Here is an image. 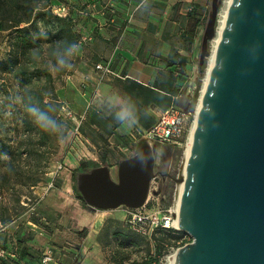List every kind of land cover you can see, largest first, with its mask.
Here are the masks:
<instances>
[{"label":"rangeland","instance_id":"374dc122","mask_svg":"<svg viewBox=\"0 0 264 264\" xmlns=\"http://www.w3.org/2000/svg\"><path fill=\"white\" fill-rule=\"evenodd\" d=\"M51 1L55 5L70 2L69 9L72 6L74 14L77 13L76 7L82 4V0ZM5 2L1 0L0 6L3 7ZM29 2L34 5L33 0ZM228 2L222 0L218 28ZM210 3L208 0L206 17ZM54 25L39 18L31 27L33 36L39 39V46L31 54L32 63L26 62L29 73L25 78L0 71V223L9 225L10 232L18 230L22 247L27 246V237L34 239L37 236L36 243H32L37 247V257L48 249L40 250L44 245L49 243L59 249L67 242L72 246L69 258L74 260L76 257L68 264H148L151 260L161 259L167 264L168 257L177 248L192 240L189 234L174 226L173 221L175 233L170 232V239L160 244L156 241L157 235L150 238L131 229V210L127 207L121 206L114 211L98 210L82 203L74 191L76 182L73 174L88 161H93L97 167H108L112 179L117 181L121 162L134 155L136 146L144 140L142 137L146 130L132 116L124 122L116 119L121 108L126 107L122 95L120 97L124 101L114 97V105L110 101L88 105L92 95L97 94V86L85 89L86 84L79 85V88L72 83L68 85L66 75L71 70H54L57 55L63 51L58 41L53 43ZM204 27L205 23L200 28L189 59L186 80L178 86L174 100V107L192 114L188 136L209 66L208 59L202 70L198 68ZM9 39L8 32H0V61L8 57ZM213 49L214 41L209 45L211 54ZM29 105L54 109L49 114L64 125L62 136L39 129L26 111ZM91 108L99 116L111 118L114 127L89 125L86 112ZM159 110L152 105L147 107L155 119ZM78 124L80 135L75 134ZM145 142L154 160L153 176L149 181L146 203L139 211L173 212L177 178L188 137L186 143L179 146L154 140ZM79 174L76 173V179ZM123 235L136 242L135 245H122ZM176 236L180 242L174 239Z\"/></svg>","mask_w":264,"mask_h":264},{"label":"water","instance_id":"95a60500","mask_svg":"<svg viewBox=\"0 0 264 264\" xmlns=\"http://www.w3.org/2000/svg\"><path fill=\"white\" fill-rule=\"evenodd\" d=\"M221 4L210 3L200 70L211 56ZM217 39L179 202L177 228L192 240L176 250L174 264H264V0H229ZM137 146L117 181L108 167L77 176L86 204L107 211L146 203L154 160L151 149L139 154Z\"/></svg>","mask_w":264,"mask_h":264},{"label":"crops","instance_id":"0c3cea01","mask_svg":"<svg viewBox=\"0 0 264 264\" xmlns=\"http://www.w3.org/2000/svg\"><path fill=\"white\" fill-rule=\"evenodd\" d=\"M109 7L115 10L113 23L108 22L106 10ZM207 8L208 0H82V4L76 7V30L80 37L75 45H78V50L70 58L73 67L72 73L67 72V84L72 83L78 88L86 84L83 86L85 89L97 86L96 97L92 95L88 105H101L105 101L113 104L114 97H124L121 90L126 79L145 86L152 85L160 71L169 70L167 59L171 50L190 59L201 24L207 18ZM197 20L200 26L193 44L189 45L190 51H187L188 26ZM100 61H109L118 76L100 80L94 70ZM81 94L85 95L83 91ZM17 231L10 232L9 225L0 223V248L11 250L18 256L20 264H41L40 257L35 253L37 247L32 244L36 243L37 236L34 239L27 237L25 243L28 249L24 255L21 234ZM48 244L40 250L54 247ZM70 247L65 242V246L57 249L62 255L54 264H68L76 259L69 258Z\"/></svg>","mask_w":264,"mask_h":264},{"label":"trees","instance_id":"16d2710c","mask_svg":"<svg viewBox=\"0 0 264 264\" xmlns=\"http://www.w3.org/2000/svg\"><path fill=\"white\" fill-rule=\"evenodd\" d=\"M1 1V0H0ZM30 0H6L4 6H0V32L6 31L9 33V52L8 57L0 61V71L3 73L15 74L25 78L28 75L27 63H32L31 54L39 46V39L37 40L31 31V27L35 26L37 19L42 18L44 21L54 23L55 36L52 39L58 41L62 46V53L65 49L71 45L77 44L80 35L77 33V13L72 12V6L69 9V3L55 5L51 0H33L34 5H30ZM42 3V4H41ZM66 5L69 9L68 15L60 17L55 15L52 11L54 6ZM108 14V22L111 17L115 18V13L111 14V7L106 10ZM20 13L22 15H20ZM72 14L73 17L70 16ZM206 19L201 24L204 25ZM110 23V22H109ZM200 26V23H191L187 30V51H190L189 45L193 44V39L196 34V30ZM63 41V43H62ZM53 58V52L51 54ZM189 63V58L184 55H180L177 51L171 50L167 59V67L169 70L160 71L150 86H145L136 81L126 79L122 85V91L124 94L126 107L130 108L132 117L139 123L143 129L149 130L155 123L156 119L147 111V107L153 106L162 110H165L174 105V98L178 94V86L183 84L186 80V70ZM112 68V64H111ZM113 70V69H112ZM46 71V70H45ZM114 71V70H113ZM202 73V71L200 72ZM51 77V76H50ZM42 104V100L40 101ZM43 105V104H42ZM86 120L89 125L96 128L101 127H114V123L111 118H104L99 116L96 110L92 108L86 112ZM111 131H108L110 134ZM89 140H93L87 136ZM97 168V165L93 161L82 163L77 169L76 173H85L90 169ZM76 173L73 174V179L76 182ZM74 191L77 194L78 199L85 203L82 196L74 185ZM174 230H157L152 236H156V241L160 244L168 241L171 236L170 232ZM175 233V232H173ZM151 236V237H152ZM150 237V238H151ZM122 245L134 246L136 242H132L126 235H123ZM178 242L179 236L174 237ZM22 242V241H21ZM26 242V241H25ZM10 253L11 250L3 247ZM27 246L21 248L22 254L26 255ZM16 259H11L8 263L3 264H20L17 260L18 256L14 254ZM154 262V261H153ZM152 260L148 264L153 263Z\"/></svg>","mask_w":264,"mask_h":264},{"label":"built area","instance_id":"2783aa9c","mask_svg":"<svg viewBox=\"0 0 264 264\" xmlns=\"http://www.w3.org/2000/svg\"><path fill=\"white\" fill-rule=\"evenodd\" d=\"M52 11L55 15L65 17L69 9L66 5H62L54 6L52 8ZM114 13L115 10L113 7H111V14L113 15ZM114 20L115 18L111 17L109 19V22L113 23ZM95 71L99 74L100 79L104 77L118 76L112 70L111 63L109 61L98 62L95 65ZM176 98H174V100ZM191 117L192 114L190 111L183 108L174 107V105L165 110L160 109L157 114L156 123L149 130L145 131L142 138L145 141L154 140L157 142H164L172 145H183L184 143H186V138L188 137ZM78 131L79 124L75 128V134L80 135ZM139 209H130L131 212L129 213V224L131 229L135 232L151 237L152 234L157 230L173 229L172 221L174 223V218L173 212L171 210H168L163 214H157L142 212L139 211ZM190 242H186L184 245ZM60 255H62V252H58L57 248L48 247V249H46L41 254L40 263L54 264L56 261H58V259L61 258ZM14 258L15 255L13 253H10L6 249L0 248V264L8 263L11 259ZM163 261L164 260L161 259L160 261H154L152 264H164Z\"/></svg>","mask_w":264,"mask_h":264},{"label":"clouds","instance_id":"9594fccd","mask_svg":"<svg viewBox=\"0 0 264 264\" xmlns=\"http://www.w3.org/2000/svg\"><path fill=\"white\" fill-rule=\"evenodd\" d=\"M78 50V45H71L65 49L63 53H58L57 63L53 66L55 71L71 70L73 65L70 63V58ZM27 113L33 118L34 124L42 131L62 136L64 125L54 119L49 113L54 111L51 107L42 109L36 105H29L26 107ZM132 113L130 108L122 107L117 113L116 119L120 122L127 121L131 117Z\"/></svg>","mask_w":264,"mask_h":264},{"label":"bare ground","instance_id":"6f19581e","mask_svg":"<svg viewBox=\"0 0 264 264\" xmlns=\"http://www.w3.org/2000/svg\"><path fill=\"white\" fill-rule=\"evenodd\" d=\"M228 4H229V2H228ZM227 8H228V5H227ZM226 18H227V9L225 10L224 14L222 15V19L220 21V25L218 28V34H217V37L214 41V49H213L212 54L209 58L208 73H207L204 85L208 81L209 69L215 60V49H216L217 40H218L217 38H218V35H219L220 31L222 30L225 22H226ZM200 99H201V96H200ZM200 99H199V102H200ZM198 108H199V104H198L197 109H196L195 120H194V122L191 126V129H190V133L188 136V142L186 144V149H185L184 154H183L182 165H181V168L179 170V174H178V178H177L176 193H175V200H174V207H173L174 226L178 225V211H179L180 196H181V192H182V180H183V177L185 176L186 163H187V159H188L190 149H191V145H192L194 130L196 127V122H197L196 117H197V113H198ZM137 151L139 154L150 153V147L145 141H141L137 146ZM174 261H175V253L168 257V263L167 264H174Z\"/></svg>","mask_w":264,"mask_h":264}]
</instances>
